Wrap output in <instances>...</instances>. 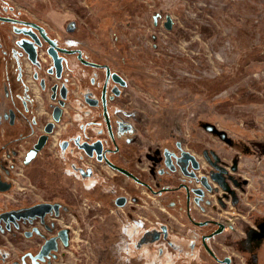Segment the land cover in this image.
I'll list each match as a JSON object with an SVG mask.
<instances>
[{
    "label": "rangeland",
    "instance_id": "obj_1",
    "mask_svg": "<svg viewBox=\"0 0 264 264\" xmlns=\"http://www.w3.org/2000/svg\"><path fill=\"white\" fill-rule=\"evenodd\" d=\"M0 1L11 4L8 14H23L61 43L85 49L126 81L116 160L156 191L119 181L98 164L107 185L82 194L77 180L74 200L64 161L31 168L44 199L65 207L58 226H71L69 246L52 264H114L116 256L143 264L121 246L131 235L157 231L151 264H221L202 244L212 226L194 223L206 220L224 224L207 240L218 258L264 264V0ZM0 45L5 59L9 36L0 34ZM180 182L204 191L188 209L183 190L158 195ZM121 195L130 199L123 207L114 204Z\"/></svg>",
    "mask_w": 264,
    "mask_h": 264
},
{
    "label": "flooded vegetation",
    "instance_id": "obj_2",
    "mask_svg": "<svg viewBox=\"0 0 264 264\" xmlns=\"http://www.w3.org/2000/svg\"><path fill=\"white\" fill-rule=\"evenodd\" d=\"M10 5L0 1V17L14 19H0V34L9 36L11 45L5 59L0 54V197L4 196L0 201V241L3 242L0 264H52L59 259L61 250L69 246L71 226H58L65 207L60 202L44 199L39 177L31 180L30 169L44 168L45 163L54 168V163L64 161L73 176L69 189L74 200L77 180L83 179L82 194L86 190H95L98 185H107L96 166L110 167L109 161L123 167L116 159L121 150L118 139L125 131L119 125L118 111L126 84L122 85L121 75L108 63L91 58L85 49L61 43L46 27L23 14H8ZM19 41L34 49L36 63L31 61ZM56 109L60 110L57 120L54 117ZM47 127H50L49 132ZM42 136L46 137L44 145L37 149ZM183 161L192 167L191 160ZM113 170L118 174L117 180L126 178L154 191L138 176L147 185ZM196 189L202 190L180 182L176 187H162L158 195L183 190L188 209L192 200L204 195ZM119 198H124L123 206L130 200L125 195L117 196L114 203L117 206ZM44 204L58 205V213L53 209L42 215ZM205 225L212 226L207 234L218 228L210 221ZM63 229L67 234V245L59 236ZM51 238H55L57 249L49 251L43 258L38 257L45 242Z\"/></svg>",
    "mask_w": 264,
    "mask_h": 264
},
{
    "label": "water",
    "instance_id": "obj_3",
    "mask_svg": "<svg viewBox=\"0 0 264 264\" xmlns=\"http://www.w3.org/2000/svg\"><path fill=\"white\" fill-rule=\"evenodd\" d=\"M0 19L1 20H4V21H14V19H12V18H9V17H0ZM33 25H35V26H37V24H35V23H33ZM164 25H165V27L167 28V29H171L172 28V19L170 18V17H167V19H166V21L164 22ZM37 27H39V28H41L40 26H37ZM18 44L29 54V58L31 59V61L32 62H37V60H36V52L34 51V49H30L29 47H28V45L27 44H25V43H23L22 41H19L18 42ZM56 65L59 67V65H58V62L56 61ZM119 78H120V80H121V83H122V85H125L126 84V81L122 78V77H120L119 76ZM62 104H63V102H61ZM59 115H60V110L59 109H56L55 110V113H54V117H55V119L57 120V119H59ZM46 131H50V127H47L46 128ZM46 137L45 136H42V138L39 140V142H38V144L36 145V148L37 149H40V148H42L43 147V145H44V139H45ZM183 159H189V160H191V162H192V167L194 168V169H197L198 168V161L191 155V154H189V153H184L183 154ZM107 163H108V165L111 167V168H113V169H115V170H118V171H120V172H123V173H125V174H127L128 176H130V177H132L134 180H136L137 182H140V183H142V184H145V185H147L145 182H142L137 176H135L134 174H132L130 171H128L127 169H125V168H123V167H120V166H117V165H115V164H113L112 162H109V161H107ZM216 176H218L219 178H220V181L222 180V177H221V175L220 174H215ZM184 186H186V185H184ZM197 190V192H199V193H204V191H202V190H199V189H196ZM153 192H156V191H153ZM124 203H125V200H124V198H119L118 199V201H117V204L119 205V206H123L124 205ZM44 207H42L43 208V211H42V215H44V214H46V213H49V212H51L53 209L55 210V212L56 213H58V205L56 206V205H51V204H44L43 205ZM214 222V223H216L217 225H218V228L216 229V230H214L213 232H211V233H209V234H204L203 236H202V244H203V246H204V248L206 249V251L215 259V260H217V261H219L220 263H225V264H230V262H231V259L229 258V257H225V258H223V259H220V258H218L217 256H216V254L214 253V251L210 248V246L207 244V239L208 238H210V237H212V236H214V235H216V234H218V233H220L223 229H224V224H222V223H220V222H217V221H211V220H206V221H194V223L196 224V225H199V226H203V225H205L206 223H208V222ZM163 232H164V234L166 235L167 234V227L166 226H164L163 227ZM151 236V237H148L149 235ZM59 236L61 237V239H62V241H63V243L65 244V245H67V243H68V240H67V234H66V230H61L60 232H59ZM159 236H160V232H156V233H151V232H147V235L145 234L144 235V237L142 238V239H146V238H148L149 240H156V239H158L159 238ZM55 249H57V247H56V241H55V238H51V239H48L46 242H45V244L43 245V247H42V249H41V251L39 252V254L37 255L38 257H40V258H43V256H46L48 253H49V251H51V250H55Z\"/></svg>",
    "mask_w": 264,
    "mask_h": 264
},
{
    "label": "crops",
    "instance_id": "obj_4",
    "mask_svg": "<svg viewBox=\"0 0 264 264\" xmlns=\"http://www.w3.org/2000/svg\"><path fill=\"white\" fill-rule=\"evenodd\" d=\"M139 228V227H137ZM148 237H151L150 235ZM156 240H149L148 238L146 239H138L136 240V237L134 235H131L130 238H128L127 240H125V242L123 243V245L121 247H123V249H125L123 252V254H125V256L127 255L129 257V255L133 254L131 257V259L133 260H141V258H143V264H151L149 262V258H150V252L152 251V246L151 243H153ZM169 245V244H168ZM171 247V244L169 245V248ZM136 253V254H135ZM126 256V257H127ZM117 261L114 264H121V260L124 259L123 264L125 262V257H119L116 256ZM126 260H128V258H126ZM159 264H175L174 262L168 261V262H160Z\"/></svg>",
    "mask_w": 264,
    "mask_h": 264
},
{
    "label": "built area",
    "instance_id": "obj_5",
    "mask_svg": "<svg viewBox=\"0 0 264 264\" xmlns=\"http://www.w3.org/2000/svg\"><path fill=\"white\" fill-rule=\"evenodd\" d=\"M80 197H81V196H80ZM83 204H84L85 207L87 206L86 200L83 201ZM90 207H91V206H90ZM95 208H96V206H93V207H92V209H95Z\"/></svg>",
    "mask_w": 264,
    "mask_h": 264
}]
</instances>
